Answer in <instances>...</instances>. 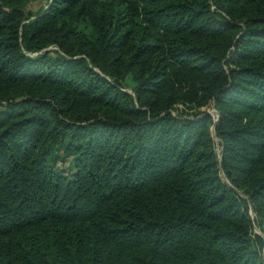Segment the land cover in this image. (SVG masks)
Instances as JSON below:
<instances>
[{
  "label": "trees",
  "instance_id": "obj_1",
  "mask_svg": "<svg viewBox=\"0 0 264 264\" xmlns=\"http://www.w3.org/2000/svg\"><path fill=\"white\" fill-rule=\"evenodd\" d=\"M41 1L0 0V264H264V0Z\"/></svg>",
  "mask_w": 264,
  "mask_h": 264
},
{
  "label": "rangeland",
  "instance_id": "obj_2",
  "mask_svg": "<svg viewBox=\"0 0 264 264\" xmlns=\"http://www.w3.org/2000/svg\"><path fill=\"white\" fill-rule=\"evenodd\" d=\"M42 2L41 0H32L31 2V5H30V8L29 9H32V10H35L37 9L39 6L42 5ZM182 108V107H181ZM209 112L212 113V114H215V110L214 108H209ZM219 154L221 153L220 149L217 148ZM223 178L226 180L225 176L223 175ZM253 214V213H252ZM255 233L256 234H261L260 230L258 228H255ZM264 237V236H263ZM262 255H263V258H264V249H263V252H262Z\"/></svg>",
  "mask_w": 264,
  "mask_h": 264
}]
</instances>
